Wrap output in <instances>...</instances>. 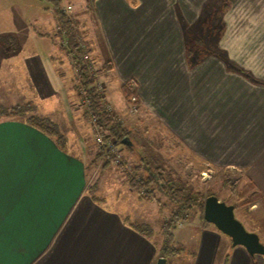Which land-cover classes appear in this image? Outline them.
Returning a JSON list of instances; mask_svg holds the SVG:
<instances>
[{
    "label": "crops",
    "instance_id": "1",
    "mask_svg": "<svg viewBox=\"0 0 264 264\" xmlns=\"http://www.w3.org/2000/svg\"><path fill=\"white\" fill-rule=\"evenodd\" d=\"M210 1H186L187 8H206ZM218 2L227 11L217 39L222 55L216 60L206 58L192 70L182 63L185 49L176 43L182 39L170 11L174 0H96L104 48L99 52L122 82L135 83L140 102H149L150 90L180 109L196 130L192 146L200 153L211 152L216 160L221 155L222 162L242 168L261 195L247 210V226L252 224L249 232L264 240V0ZM178 4L185 9L181 0ZM50 17L43 13L30 19L48 28ZM28 38L36 40L29 56L49 57L43 41L54 47L52 38L36 32ZM170 57H179L171 78ZM191 77H197V92H191ZM207 84L212 114L205 106ZM212 118L219 124L211 134L206 123ZM86 167L25 119H0V264H157L160 258L166 264H264L262 256L234 247L203 221L196 242L189 231L181 233V243L193 245L192 258L186 251L163 257L162 240L138 231L127 206L91 193Z\"/></svg>",
    "mask_w": 264,
    "mask_h": 264
},
{
    "label": "rangeland",
    "instance_id": "2",
    "mask_svg": "<svg viewBox=\"0 0 264 264\" xmlns=\"http://www.w3.org/2000/svg\"><path fill=\"white\" fill-rule=\"evenodd\" d=\"M95 1L60 0V7L67 16L78 21L77 33L81 47L86 49L88 44L90 50L95 51H86L84 54L91 75L96 80L94 88L104 96L106 110L113 112L118 123L127 131L130 147L117 145L112 140L108 146L112 145L109 150L116 155L117 160L106 164L105 158L98 156L102 146L97 139L99 136L102 138V135L98 134L96 127H92L95 120L84 115L86 99H79L73 89L76 69L72 57L67 53V41L63 38L64 34L60 33L61 28L54 16L52 0H0V110L21 107L27 112L24 117L34 114L53 119L64 133L61 145L85 162L91 193L105 197L113 205L120 203L127 206L135 226L151 231L150 236L156 240H162L160 230L175 206L158 192L155 193L156 199L150 201L131 192L124 174L117 169L119 161L132 166L139 163L141 158H155L176 181L201 193L205 198L214 195L220 201L234 206L236 218L249 231L248 226H254H247V210L253 207L254 202L261 200V195L255 194L254 188L244 177L242 168L229 161L222 162L221 155L216 160L213 153H200L196 145L193 147L192 138L196 135V130L174 104L167 105L165 98L161 100L154 97L150 90L147 92V104L140 102L138 96L139 102L133 104L128 94L137 89L122 82L113 68L104 70L110 59L104 60L101 54L104 48L94 12ZM174 1L175 8L170 11H174L180 29V40L182 39L176 43H179L181 51L185 49L181 54L182 63L192 70L206 58H220L222 54L218 50L217 39L218 34L223 31L222 18L227 11L226 7L218 0H211L206 8H187L186 1L191 0H181L185 5V9H182L181 4H178L180 0ZM43 13L47 17L51 16L46 21L48 28L31 22L30 17ZM34 32L36 36L40 34L52 38L54 47L50 44L51 41H43L48 50H51L48 58L27 54L30 52L27 49L32 51L31 48L36 43V40L28 38ZM176 58L173 60L170 57V78L176 70L179 57ZM221 59L225 61L224 58ZM110 65L112 67L111 63ZM196 78L191 77V92H197ZM210 86L207 84L205 91L208 114H212L209 108L215 106L210 103L213 97ZM2 118L7 116L0 114V119ZM215 123L214 118L208 119L206 123L211 134L216 128ZM202 221H205L203 211L197 208L187 214V219L177 226L175 247L181 252L186 251L185 254L190 258L193 245H183L181 233L189 231L191 240L196 242ZM261 241L264 243L263 238Z\"/></svg>",
    "mask_w": 264,
    "mask_h": 264
},
{
    "label": "trees",
    "instance_id": "3",
    "mask_svg": "<svg viewBox=\"0 0 264 264\" xmlns=\"http://www.w3.org/2000/svg\"><path fill=\"white\" fill-rule=\"evenodd\" d=\"M52 1L54 2V16L61 28L60 33L64 34L63 38L67 41V53L72 57L74 68L76 69V77L73 79V89L79 99H86L84 115L95 120L94 124L96 126L93 124L92 127H96L98 134H101L103 138V145L100 148L98 156L104 157L106 164L115 162L117 157L110 152L108 144L113 140L117 145L119 144L128 148L131 145L130 138L126 133L127 131L118 123L117 116L113 112L106 110L104 96L94 88L96 80L92 77L90 67L84 59L85 52L88 51L91 53V50L88 44H86V49L81 47L77 33L78 21L71 19L65 14L60 7V0ZM109 62L111 63V61ZM110 63L104 67V70L107 71L112 68ZM127 83L132 88H136L133 81H128ZM133 96H137L136 90L128 94L129 99ZM26 113L21 107L0 110V114L7 116V118H23ZM24 118L28 124L53 136L57 143L61 145L60 140L64 135L53 119L34 114ZM117 169L124 174L131 192L140 198L150 201L156 199L155 193L158 192L168 203L175 206L170 218L163 223L160 230L162 235L161 253L166 258L179 254L181 251L175 247L173 231L179 223L187 219V214L191 213L194 209L198 208L203 211L206 198L201 193L194 191V189L183 185L180 181H176L152 157L141 158L139 163L132 166H128L126 162L119 161L117 163ZM135 227L144 235H151V231L142 228V226Z\"/></svg>",
    "mask_w": 264,
    "mask_h": 264
},
{
    "label": "water",
    "instance_id": "4",
    "mask_svg": "<svg viewBox=\"0 0 264 264\" xmlns=\"http://www.w3.org/2000/svg\"><path fill=\"white\" fill-rule=\"evenodd\" d=\"M203 218L229 237L234 247H244L251 256L260 255L264 258V244L259 235L246 230L243 223L236 218L234 206L220 201L214 195L208 196L204 202ZM157 264H166V259L160 258Z\"/></svg>",
    "mask_w": 264,
    "mask_h": 264
},
{
    "label": "built area",
    "instance_id": "5",
    "mask_svg": "<svg viewBox=\"0 0 264 264\" xmlns=\"http://www.w3.org/2000/svg\"><path fill=\"white\" fill-rule=\"evenodd\" d=\"M131 100H132L133 104H135V103L138 102V100H137V96H133V97L131 98ZM97 141L101 144V146L103 145V138H101V136L98 137ZM110 146H112V145H110ZM110 146H109V148H112V147H110Z\"/></svg>",
    "mask_w": 264,
    "mask_h": 264
}]
</instances>
